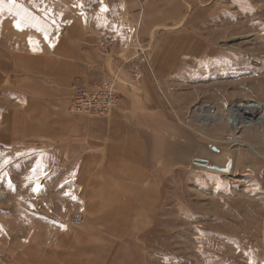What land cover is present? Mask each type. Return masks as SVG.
I'll list each match as a JSON object with an SVG mask.
<instances>
[{"label":"rangeland","instance_id":"obj_1","mask_svg":"<svg viewBox=\"0 0 264 264\" xmlns=\"http://www.w3.org/2000/svg\"><path fill=\"white\" fill-rule=\"evenodd\" d=\"M68 2L78 1L0 0V47L59 32L75 16ZM199 5L176 41L182 63L155 83L159 133L178 144L181 164L162 162L142 264H264V108L228 123L230 107L264 104V0ZM89 153L0 142V264H55L64 250L54 244L87 226L72 200L84 185L66 178L81 176Z\"/></svg>","mask_w":264,"mask_h":264},{"label":"crops","instance_id":"obj_2","mask_svg":"<svg viewBox=\"0 0 264 264\" xmlns=\"http://www.w3.org/2000/svg\"><path fill=\"white\" fill-rule=\"evenodd\" d=\"M76 1L66 3L75 16L59 32L0 47V127L9 135L0 142L45 140L90 152L81 176L66 178L84 185L72 200L89 222L61 248L54 244L64 250L55 264H142L140 236L157 205L162 162L168 171L181 164L178 144L159 133L155 83L182 63L181 26L211 0ZM115 73L122 103L110 116L69 111L75 85Z\"/></svg>","mask_w":264,"mask_h":264},{"label":"built area","instance_id":"obj_3","mask_svg":"<svg viewBox=\"0 0 264 264\" xmlns=\"http://www.w3.org/2000/svg\"><path fill=\"white\" fill-rule=\"evenodd\" d=\"M140 5L148 0H134ZM118 73L108 79H99L94 83L75 85L70 98L69 111L76 115H85L90 118H106L122 103L118 92ZM75 224H82L81 216L76 215Z\"/></svg>","mask_w":264,"mask_h":264},{"label":"bare ground","instance_id":"obj_4","mask_svg":"<svg viewBox=\"0 0 264 264\" xmlns=\"http://www.w3.org/2000/svg\"><path fill=\"white\" fill-rule=\"evenodd\" d=\"M262 108H264V104H248V102L247 104H241L236 107H230L229 109L232 114L230 115L228 123L231 126L232 130L238 128L236 120H240L241 117H243L244 115L254 117L259 111H261ZM259 118H264V114L261 115V117Z\"/></svg>","mask_w":264,"mask_h":264},{"label":"water","instance_id":"obj_5","mask_svg":"<svg viewBox=\"0 0 264 264\" xmlns=\"http://www.w3.org/2000/svg\"><path fill=\"white\" fill-rule=\"evenodd\" d=\"M236 123L239 124V120H236Z\"/></svg>","mask_w":264,"mask_h":264},{"label":"snow or ice","instance_id":"obj_6","mask_svg":"<svg viewBox=\"0 0 264 264\" xmlns=\"http://www.w3.org/2000/svg\"><path fill=\"white\" fill-rule=\"evenodd\" d=\"M10 2H11V0H10ZM17 27H19V25H17ZM30 43H31V41H30Z\"/></svg>","mask_w":264,"mask_h":264}]
</instances>
